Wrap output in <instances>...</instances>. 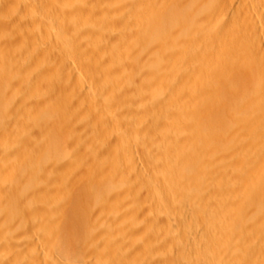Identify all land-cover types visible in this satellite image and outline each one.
<instances>
[{
  "label": "bare ground",
  "instance_id": "6f19581e",
  "mask_svg": "<svg viewBox=\"0 0 264 264\" xmlns=\"http://www.w3.org/2000/svg\"><path fill=\"white\" fill-rule=\"evenodd\" d=\"M0 106V264H264V0H0Z\"/></svg>",
  "mask_w": 264,
  "mask_h": 264
},
{
  "label": "rangeland",
  "instance_id": "374dc122",
  "mask_svg": "<svg viewBox=\"0 0 264 264\" xmlns=\"http://www.w3.org/2000/svg\"><path fill=\"white\" fill-rule=\"evenodd\" d=\"M30 51H31V53H30ZM32 52L35 53V50H34V48L30 47V49H29V54H32ZM12 100H13V99H10V98H9V99H5V101H7V102L9 103V105H10L12 102H14V101H12ZM16 100H17V101L14 102L15 105H14V103H12L13 106H17V107H19V103H20V107H21V106L23 105L22 101L19 100V99H16ZM2 101H4V99H2ZM9 101H10V102H9ZM11 101H12V102H11ZM16 102H17V103L19 102V103L17 104ZM12 104H11V105H12ZM1 107H2V106H0V108H1ZM42 108H43V107H42ZM1 109H2V111L0 110V113H1V112L4 113L5 108H1ZM3 109H4V111H3ZM5 112H6V111H5ZM48 112H51V109L48 108ZM62 145L66 147V145H65L64 142H63ZM67 146H68V145H67ZM68 148H70L71 150L68 149ZM72 150H73V149H72L70 146L67 147V151L65 152V155L70 156V155L73 153V152H72V153L70 154V152H71ZM47 163H48V162H47ZM45 165H46L47 167L50 166L49 163H48V164H43V168L45 167Z\"/></svg>",
  "mask_w": 264,
  "mask_h": 264
}]
</instances>
